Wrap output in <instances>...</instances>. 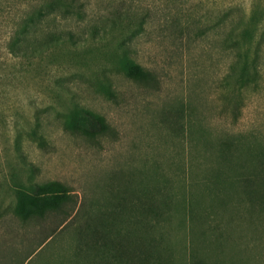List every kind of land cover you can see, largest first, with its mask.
Listing matches in <instances>:
<instances>
[{
  "label": "rangeland",
  "instance_id": "374dc122",
  "mask_svg": "<svg viewBox=\"0 0 264 264\" xmlns=\"http://www.w3.org/2000/svg\"><path fill=\"white\" fill-rule=\"evenodd\" d=\"M18 1L0 7V264H68L75 251L70 228L40 247L41 227L15 214L21 186L33 191L60 181L78 207L90 208L106 204L124 175L158 171L182 203L192 173L201 177L218 165L209 143L234 137L264 148V0H86L88 18L72 28L100 31L36 57L8 49V10L14 13ZM116 11L123 17L111 27ZM124 46L157 83L124 75ZM240 49L250 58L257 50L260 74L238 87ZM84 111L104 115L112 132L92 137L66 127ZM243 210L238 215L230 206L225 216L208 217L206 238L203 230L179 226L183 215L173 213L168 264H264V219L252 224Z\"/></svg>",
  "mask_w": 264,
  "mask_h": 264
},
{
  "label": "trees",
  "instance_id": "16d2710c",
  "mask_svg": "<svg viewBox=\"0 0 264 264\" xmlns=\"http://www.w3.org/2000/svg\"><path fill=\"white\" fill-rule=\"evenodd\" d=\"M14 2L0 0V7L2 3L9 6ZM18 3L17 10L7 7L15 11L8 10L11 31L7 43L9 52L15 56L36 57L100 31L96 25L87 27L83 33L72 28L73 24L79 26L88 18L86 0H19ZM4 12L0 9V18ZM122 17L123 13L116 11L108 21L109 26L116 27ZM225 20L223 17L219 23ZM237 30L235 27L232 31ZM239 56L244 59L239 58L243 64L235 68L239 72L238 87L256 83L260 74L257 50H253L250 58L249 50L240 49ZM118 63L127 78L143 85L157 83L153 71L137 62L128 50L119 55ZM103 90L114 95L110 84H104ZM81 115L90 120L89 124L79 122ZM66 127L82 130L92 137L112 132L105 116L94 111L78 113ZM188 132H192L191 124ZM209 144L218 149V165L206 167L201 177L193 178L192 173L188 181L190 190L185 191L182 203L177 201L174 186L167 178L158 171H147L139 179L124 175L106 204L94 203L90 208H85V203L78 207L74 194L60 181L39 184L33 191L21 186L16 191L15 214L23 223L41 227L40 247L70 228L74 233L75 251L67 258L68 264H168L172 258L169 235L173 229V213L183 215L178 218L179 226L203 230L204 238L209 232L208 217L215 213L225 216L230 206L238 215L246 207L242 219L249 220L251 215L252 224L264 219V148L254 143L240 144L234 137ZM235 197L239 203L234 202Z\"/></svg>",
  "mask_w": 264,
  "mask_h": 264
}]
</instances>
